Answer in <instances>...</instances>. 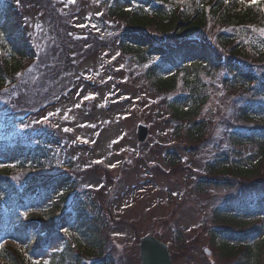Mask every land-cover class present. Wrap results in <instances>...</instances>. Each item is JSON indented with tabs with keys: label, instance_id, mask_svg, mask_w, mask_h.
<instances>
[{
	"label": "rangeland",
	"instance_id": "374dc122",
	"mask_svg": "<svg viewBox=\"0 0 264 264\" xmlns=\"http://www.w3.org/2000/svg\"><path fill=\"white\" fill-rule=\"evenodd\" d=\"M241 1L249 4L260 0ZM99 2L13 0L24 20L22 26L31 44V58L39 59L40 63L48 62L44 64L46 73L52 67L58 70L52 85H56L60 92L54 90L49 97L45 86L42 89L45 102L42 99L33 104L38 107L46 104L38 112L35 111L37 107H32L1 114L0 139L13 145L12 139L17 135L23 139L21 145L29 147L32 153L25 158H17L11 153L8 155L7 151L0 152V165L22 161L28 167L42 168L38 170L42 173H61L62 179L55 185L51 199L54 200L67 186L77 189L76 201L83 202L88 219L103 229L99 240L105 242L103 252H107L105 255L114 264H140L138 243L147 235L168 245L173 264L234 263L219 256L216 247L220 241L212 243L211 232L216 228L212 211L227 201L236 204L239 199L248 200L256 191L252 187L247 188V182L241 189L205 183L232 178L216 173V178L211 179L206 165L214 163L212 158L216 154L213 151L216 146L219 153L228 147L225 140L220 143L221 130L238 128L244 132L256 129L252 121H241L239 108L242 110L251 102L255 105L262 103L256 92L258 85L264 84V62L251 57L245 60L243 68L256 77L248 91L224 87L223 84L230 80L224 69L211 79L200 75L199 78L207 83L210 95L209 117L215 120L219 129L217 131L216 127L212 139L188 155L180 144H172L171 124H163L155 115L163 97L169 94L156 91L153 81L144 75L145 66L120 54L117 43L109 39L112 37V23L101 12L103 8ZM124 3L130 7L129 0ZM69 22L67 29L64 24ZM87 33L94 37L89 40ZM263 33L264 30L258 34L264 36ZM63 34L68 36L66 40L61 38ZM155 36L154 42L168 41ZM170 45H175V41ZM216 49L219 56L223 54V50ZM191 68V65L187 67L188 72ZM169 72L164 76L167 77ZM138 125H146L149 130L144 145L136 142ZM153 145H169V150L175 147L180 163L170 168L163 158V149L159 152L153 149ZM229 148L230 154L226 159L230 163L237 160L245 164L249 154L254 152L249 145ZM199 177L202 178L197 180ZM196 180L201 182L202 195L195 190ZM235 180L238 184L237 178ZM97 191L101 194L96 197L94 192ZM71 200L68 199L69 202ZM18 208L12 205L6 209L0 236V264L11 261L6 252L8 245L33 264H55L59 256H67L66 251L75 245L78 237L84 244L80 251L87 252L83 247L90 241L80 230L79 215L59 219L54 234L48 235L46 247L31 252L29 240L37 234L46 236L48 232L40 230L39 223L34 221L29 224L25 239L17 242L13 225L24 223L28 213L26 208L21 212L17 211ZM47 213L45 210L42 214L44 220ZM256 225H249L243 231L247 232ZM226 229L238 233L232 227ZM232 233L228 232L222 236L223 239L228 243L235 242ZM70 250L74 255L72 248ZM205 250L209 251V257H206Z\"/></svg>",
	"mask_w": 264,
	"mask_h": 264
},
{
	"label": "trees",
	"instance_id": "16d2710c",
	"mask_svg": "<svg viewBox=\"0 0 264 264\" xmlns=\"http://www.w3.org/2000/svg\"><path fill=\"white\" fill-rule=\"evenodd\" d=\"M99 1L108 19L114 22V27L121 26L114 39L121 53L131 57L138 65L146 67L144 75L153 81L157 92L164 91L165 94H169L163 97L155 115L157 119L163 121V124H171L172 144H180L188 155H192L197 148L199 149L212 139L217 127L212 123L213 119L209 117L211 115L208 110L210 95L206 82L199 77L203 75L206 78H214L215 73L225 67L230 80L223 86L232 90H238L239 87L242 89L238 91H248V87L254 83L256 77L254 73L243 68L246 64L245 60L251 57L258 62H264V36L258 34L264 30V1L245 5L237 0H149L152 2L149 7L145 5L142 7L139 3L126 7L124 0ZM23 23L24 20L20 17L19 10L14 7L13 0H0V116L8 111L39 108L33 104H35L34 101L39 103L42 99L45 102V92L42 91L45 86L48 87L49 97L54 90L57 91L56 85L52 84L55 83L53 80L57 77L58 70L52 67L46 73L44 64L48 62L40 63L38 59L39 62L34 63L31 58V44L23 29ZM64 26L67 28L66 23ZM155 34L168 41L154 42V38L157 37ZM67 37L64 34L61 35V38L65 40ZM87 37L90 40L94 36L87 33ZM151 37H153L152 40ZM173 40L175 45L169 46ZM65 43L67 44V41ZM216 47L219 51H224H221L222 55H218ZM189 65L192 66L194 76L189 83L177 84L175 78L178 75L168 78L162 75L175 67L176 74L181 73L186 77L185 73ZM160 79H164L163 82H160ZM263 86L264 84L261 83L256 92L262 103H257L258 105L249 103L252 107L250 112L248 111L250 105L242 110L239 108L241 121H252L257 126L256 129L241 132L238 128L236 130L224 128L219 134V137L226 139L233 148L246 147V145L254 148L251 157L246 161L247 165H226L219 155L213 156L214 163L206 165L207 175L211 179L216 178V173H220L222 177L230 175L234 178L223 182H208V184L241 189L245 188V182H247V188L252 187L251 189L257 192V197L242 201V205L227 204L212 211L213 223L216 227L211 232L212 243L220 241L216 247L219 256L227 261L233 260L234 263L231 264H264V235L261 239L256 237V234L264 230V218L261 217L262 223L258 227L252 228L250 233L243 234L242 231L249 227L250 222L246 223L244 219L235 217V214L231 213L243 206L244 212L246 215L250 214L251 220H255L254 215L264 214ZM8 128L9 126H6V129ZM260 128L262 130H258ZM218 129L219 127L217 131ZM15 136L17 138L12 139L11 142L13 145L0 139V152L7 151L17 158L31 155L32 151L29 147L21 145L23 139ZM152 147L159 152L163 149V158L170 168L180 163L177 158L178 151L173 149L175 147L170 150L169 145L157 147L153 145ZM61 176V173L50 174V172L35 171L34 168L26 169L18 163L3 166L0 170V236L3 234L2 222L6 216L4 210L12 205H19L21 208L28 204L34 206L46 203L47 198L54 192L55 185L62 179ZM236 178L238 184L235 182ZM73 188L67 186L60 191L53 200L54 204L44 203V210L51 208L50 205L54 208V210H48L47 219H43V213L31 212V215L29 214L23 220V224L15 223L12 231L17 235V241L25 239L30 230L29 224L36 221L40 225L39 229L47 231L48 234L33 236L29 240L31 244L29 248L31 252L45 248L48 235L54 233L60 221L59 218L65 215L69 217L79 215L81 216L80 230L84 237L89 238L87 241H90V244L86 248L90 251L89 253L80 251L79 247L84 244L78 238L73 246L77 254L71 255V250L68 248L67 256H59L55 264H114L105 255L107 252H103L105 242L99 240L103 229L88 219L82 201L77 203L75 196H71V202L68 201L70 199L68 191L75 190ZM196 191L203 194L199 183H197ZM100 194L98 192L95 195L97 197ZM228 227L238 231L239 235L233 236L235 242L228 243L222 238ZM6 252L11 261L4 264H33L30 259L24 260L11 246H6Z\"/></svg>",
	"mask_w": 264,
	"mask_h": 264
},
{
	"label": "water",
	"instance_id": "95a60500",
	"mask_svg": "<svg viewBox=\"0 0 264 264\" xmlns=\"http://www.w3.org/2000/svg\"><path fill=\"white\" fill-rule=\"evenodd\" d=\"M136 137L137 142L144 144L148 138L147 128L139 125ZM138 249L141 264H173L168 248L155 237H143L138 245ZM207 255H209L208 252Z\"/></svg>",
	"mask_w": 264,
	"mask_h": 264
},
{
	"label": "snow or ice",
	"instance_id": "6c2138e0",
	"mask_svg": "<svg viewBox=\"0 0 264 264\" xmlns=\"http://www.w3.org/2000/svg\"><path fill=\"white\" fill-rule=\"evenodd\" d=\"M65 131H70V129H65Z\"/></svg>",
	"mask_w": 264,
	"mask_h": 264
}]
</instances>
